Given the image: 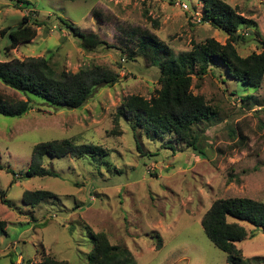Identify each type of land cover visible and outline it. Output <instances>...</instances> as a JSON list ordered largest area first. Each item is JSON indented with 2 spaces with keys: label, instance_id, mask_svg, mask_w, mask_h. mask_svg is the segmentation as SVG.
I'll return each instance as SVG.
<instances>
[{
  "label": "rangeland",
  "instance_id": "374dc122",
  "mask_svg": "<svg viewBox=\"0 0 264 264\" xmlns=\"http://www.w3.org/2000/svg\"><path fill=\"white\" fill-rule=\"evenodd\" d=\"M25 1L26 6L0 0V31L15 27L24 15L48 24L13 49H7V33H0V62L43 57L57 72L92 67L114 79L76 109L30 96L26 113L0 114V199L11 205L0 200V220L6 223L0 264H36L47 255L85 264L93 247L91 232L124 245L135 264H233L206 237L200 220L216 199L264 201V75L253 87L233 79L222 63L209 64L203 75L194 67L190 89L214 112L195 129L204 151L199 155L173 134L150 139L134 132L129 118L117 116L127 96L149 99L161 87L159 67L138 55L141 31L175 56L208 38L221 44L229 40L227 33L201 21L198 0ZM223 1L251 23L234 33L238 54L262 51L264 0ZM61 19L95 34L100 43L82 48ZM0 93L29 99L1 82ZM64 138L100 146L106 156L44 159L58 177H24L36 143ZM24 190H47L55 197L31 207L22 202ZM241 223L248 234L236 243L241 264H264V234Z\"/></svg>",
  "mask_w": 264,
  "mask_h": 264
},
{
  "label": "trees",
  "instance_id": "16d2710c",
  "mask_svg": "<svg viewBox=\"0 0 264 264\" xmlns=\"http://www.w3.org/2000/svg\"><path fill=\"white\" fill-rule=\"evenodd\" d=\"M201 5V21L211 24L228 34L225 44L208 38L195 43L192 49L175 56L163 43L146 30L141 31L138 41V55L147 58L159 67L160 89L156 96L145 99L138 95L124 98L117 109V116L129 118L134 132L142 131L150 139L165 134L175 135L176 140L203 155L199 135L196 132L200 122L207 121L214 113L203 96L193 94L191 74L197 67V74L207 72L209 64L222 63L233 79L253 87H259L264 75V48L258 53L242 57L233 45L234 33L240 26L251 25L250 21L235 12L234 8L223 0H198ZM16 2L27 3L25 0ZM63 26L80 41L82 48L96 47L100 41L95 34L82 33L78 28L62 20ZM48 24V20L34 19L24 15L13 28H4L1 35L7 33V49L29 42L36 35V27ZM134 55V54H133ZM114 78L102 71L86 67L75 73L57 72L47 59L28 57L12 62H0V82L15 92L25 94L27 100H15L0 93V114L14 117L26 113L31 97L39 98L44 104L62 109H76L83 106L94 91L109 84ZM137 148L140 149L139 144ZM66 155L93 158L106 156V151L93 144H77L73 140L52 139L36 143L31 151V159L24 177H58L52 169L43 165L44 159H58ZM7 172L15 175L13 170ZM2 194V193H1ZM22 202L36 206L55 195L47 190H24ZM1 202L11 206L1 196ZM241 222L248 223L264 234V201L249 197H228L214 200L202 216L200 223L206 237L227 255L229 263L241 264L242 251L236 243L248 236ZM6 234V223L0 220V237ZM93 247L87 254L85 264H135L131 252L124 245H113L104 233H90ZM251 237V235H249ZM36 264H68L50 255L43 256Z\"/></svg>",
  "mask_w": 264,
  "mask_h": 264
},
{
  "label": "water",
  "instance_id": "95a60500",
  "mask_svg": "<svg viewBox=\"0 0 264 264\" xmlns=\"http://www.w3.org/2000/svg\"><path fill=\"white\" fill-rule=\"evenodd\" d=\"M23 5H24V6H26V5H27V3H23ZM28 105H30V103H29Z\"/></svg>",
  "mask_w": 264,
  "mask_h": 264
}]
</instances>
